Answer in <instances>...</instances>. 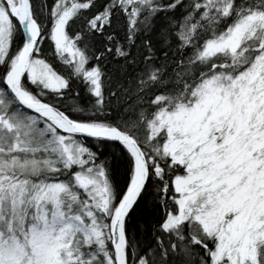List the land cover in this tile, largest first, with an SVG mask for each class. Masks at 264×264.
Wrapping results in <instances>:
<instances>
[{"label": "snow or ice", "instance_id": "6c2138e0", "mask_svg": "<svg viewBox=\"0 0 264 264\" xmlns=\"http://www.w3.org/2000/svg\"><path fill=\"white\" fill-rule=\"evenodd\" d=\"M0 264H264V0H0Z\"/></svg>", "mask_w": 264, "mask_h": 264}]
</instances>
